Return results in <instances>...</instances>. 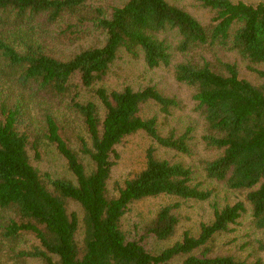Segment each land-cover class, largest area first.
Here are the masks:
<instances>
[{
  "label": "trees",
  "instance_id": "1",
  "mask_svg": "<svg viewBox=\"0 0 264 264\" xmlns=\"http://www.w3.org/2000/svg\"><path fill=\"white\" fill-rule=\"evenodd\" d=\"M198 1L211 11L207 22L172 0H0V264H264V237L240 253L218 246L245 216L264 231V81L241 76L244 63L264 78V2ZM93 32L67 57L49 44ZM169 32L174 45L159 37ZM122 51L171 67L195 89L199 138L191 127L161 131L147 109L168 115L179 101L157 86L101 84ZM176 52L186 58L173 62ZM136 134L152 140L143 167L111 187L119 146ZM198 139L214 156L199 168L176 159L193 155ZM49 151L69 174L41 168ZM210 181L244 199L215 205L196 232L180 231L178 203L125 228L135 202L204 201Z\"/></svg>",
  "mask_w": 264,
  "mask_h": 264
},
{
  "label": "rangeland",
  "instance_id": "2",
  "mask_svg": "<svg viewBox=\"0 0 264 264\" xmlns=\"http://www.w3.org/2000/svg\"><path fill=\"white\" fill-rule=\"evenodd\" d=\"M116 3L122 0H115ZM180 6L185 7L193 13L202 22H207L211 17V11L203 7L198 0H172ZM240 1V0H233ZM247 3H259L264 0H241ZM96 33H91L83 38H78L73 43H61L59 40L49 39L50 46H54L58 55L69 56L76 52L81 46H88L96 40ZM159 37L167 40L168 43L174 45L177 43L178 37L175 33H163ZM75 39V38H73ZM186 57L179 53L174 54L173 62L184 60ZM241 76L257 83L263 82L264 78L259 77L255 72L250 71L241 63ZM108 88H119L125 85H131L135 88L146 85H155L163 93L174 97L179 101V106L172 109L171 113L166 115L159 112L158 108H149L147 113L158 114L161 131L164 134L174 132L179 135L184 133L189 127L192 128V135L199 138L204 132V120L198 111L195 110V89L185 83L176 80L171 67L160 66L149 68L142 57L133 58L126 52L122 51L119 57L111 66V69L105 79L101 82ZM152 143V140L144 134H136L128 138L119 146L121 158L115 166L111 187L117 180L125 179L130 173L135 172L143 167L144 151ZM195 153L191 156L177 155L178 160H183L186 164L199 168L198 160L200 157H212L214 151L205 149L204 145L196 141ZM165 155L163 150L158 151V156ZM41 168L49 169L57 174H69L64 161L53 151H49L41 162ZM209 186L214 192L211 198L199 201L195 199L184 200L177 197H152L139 200L132 205L131 211L125 218V228L134 230L136 224L142 223L144 220L152 216L160 206L170 203H178L176 208L182 217L180 231L184 229H192L197 231L202 222H208L213 217L214 206L219 207L225 204H232L238 200L244 199V194L227 188L223 183L210 181ZM77 208V206H75ZM248 216L243 217L236 226V230L224 235L218 241L220 252L240 253L241 248H250L253 238H263L264 231H257L251 228L248 223ZM179 235H177L178 237ZM175 239L167 241L150 240V244L155 248H161L171 244ZM248 244V245H246ZM244 245V246H243ZM24 264H41L37 259H30Z\"/></svg>",
  "mask_w": 264,
  "mask_h": 264
}]
</instances>
